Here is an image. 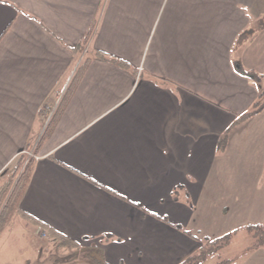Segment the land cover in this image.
<instances>
[{"label": "crops", "instance_id": "obj_1", "mask_svg": "<svg viewBox=\"0 0 264 264\" xmlns=\"http://www.w3.org/2000/svg\"><path fill=\"white\" fill-rule=\"evenodd\" d=\"M261 22L264 0H0V178L33 159L2 235L29 231L36 264H183L206 239L264 224V110L218 152L264 93ZM94 52L129 70L93 61L64 96ZM233 264H264V248Z\"/></svg>", "mask_w": 264, "mask_h": 264}, {"label": "trees", "instance_id": "obj_2", "mask_svg": "<svg viewBox=\"0 0 264 264\" xmlns=\"http://www.w3.org/2000/svg\"><path fill=\"white\" fill-rule=\"evenodd\" d=\"M261 26H264V23L261 22ZM95 25H92L90 27V30L88 31L85 39L84 44L89 41L91 38L93 29ZM252 35L254 33L253 30L248 31ZM240 36L238 39V44H241L244 40H246V35ZM100 62V63H108L113 66H116L123 70H129V67L127 64L122 62L121 60L109 56L107 54L101 53V52H94L89 57L85 58L84 61L80 64V66L77 68L74 77L71 80V83L66 90L64 96H69L73 89H75L77 83L80 81L82 75L84 74L87 66L91 62ZM240 74L247 78L252 84L257 85L261 83V76H258L257 74L253 72H244L240 71ZM65 97L62 98V101ZM264 93H260L258 95V100L253 103L251 106V109L242 114L240 117H238L226 130V132L223 134V136L218 141V152H223L227 143V138L229 133L239 126L240 124L244 123L248 119L260 114L264 110ZM62 102L60 103V105ZM60 107V106H59ZM52 118L49 123L47 124L45 133H48L51 130L52 124H53ZM41 142V141H40ZM39 142V143H40ZM39 145V144H38ZM25 154L21 155L17 158L15 161V164L13 168L8 172V177L5 183H2L0 186V236L4 233V231L9 227L13 217L18 213V206L19 203L25 193L27 184L30 179V175L32 173V164L33 159H29L26 161L25 167L23 170H20V166L22 164V161L25 160ZM28 224L33 225L34 227L40 228L41 230H45L44 227L40 226L38 227L37 224H33L32 221H26ZM178 229V228H177ZM245 232L249 238L252 240V243L250 246H248L241 257L246 256L248 254H251L259 249L264 248V224L261 225H248L239 229H236L232 232H229L225 235H222L221 237H218L216 239L208 240L206 239L204 241V244L196 253L194 256L187 259L183 264H204L209 258H213L219 252H221L223 249L227 248L231 245L234 238L238 235L239 232ZM47 239L50 240L55 244L58 248H64V249H74L75 245L71 241H66L64 238L59 237L58 235L54 234H48ZM240 257V258H241ZM238 258L234 259H227L223 260L221 262H218L217 264H233Z\"/></svg>", "mask_w": 264, "mask_h": 264}, {"label": "rangeland", "instance_id": "obj_3", "mask_svg": "<svg viewBox=\"0 0 264 264\" xmlns=\"http://www.w3.org/2000/svg\"><path fill=\"white\" fill-rule=\"evenodd\" d=\"M54 113L55 111L52 113V110L47 107L42 110L41 120L44 123V126L46 123V119L50 118L49 119L50 121ZM24 157H25V160L22 161V164L20 166L21 171L25 167L26 161L29 159H32V154L28 152L26 156ZM14 164L0 178V186L2 183L6 182L7 177L9 175L8 172L13 168ZM22 229H20V227L18 226L11 227L9 230L5 232L4 235L0 236V264H24V261L26 258L29 259L30 261L28 262V264H36L30 257H28V255L32 253L31 246H34L38 242L37 240L32 238L29 231H24V228ZM34 236L41 241L46 240V237L42 236L41 233L37 234V231H35ZM251 243H252V240L249 238V236L245 232L241 231L234 238V243L228 246L229 248L227 247L228 249L227 248L223 249L221 252H219V254H217L212 259H210V261L207 262L206 264H213V262L217 264L218 262H221L227 259H234V258L239 259L243 255L244 250L248 246H250ZM75 254L76 256H79L78 258H80L82 255L84 256L86 252L85 253H67L66 254L67 257L65 259H61L60 262L57 264H72L73 263L71 261L72 258H69V257Z\"/></svg>", "mask_w": 264, "mask_h": 264}, {"label": "built area", "instance_id": "obj_4", "mask_svg": "<svg viewBox=\"0 0 264 264\" xmlns=\"http://www.w3.org/2000/svg\"><path fill=\"white\" fill-rule=\"evenodd\" d=\"M50 114H51V113H50ZM49 119H50V118H47V119H46V123H45V126H44V127L47 126V124H48V122H49ZM40 233H41V231H40V230H37V234H40ZM41 235L46 237V235H45L44 233H41Z\"/></svg>", "mask_w": 264, "mask_h": 264}]
</instances>
